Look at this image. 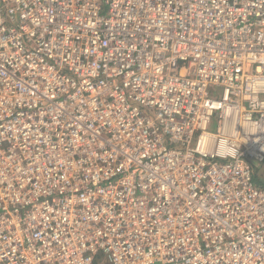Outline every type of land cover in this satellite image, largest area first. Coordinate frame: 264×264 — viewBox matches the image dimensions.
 Wrapping results in <instances>:
<instances>
[{
  "label": "built area",
  "instance_id": "obj_1",
  "mask_svg": "<svg viewBox=\"0 0 264 264\" xmlns=\"http://www.w3.org/2000/svg\"><path fill=\"white\" fill-rule=\"evenodd\" d=\"M264 0H0V264H264Z\"/></svg>",
  "mask_w": 264,
  "mask_h": 264
},
{
  "label": "rangeland",
  "instance_id": "obj_2",
  "mask_svg": "<svg viewBox=\"0 0 264 264\" xmlns=\"http://www.w3.org/2000/svg\"><path fill=\"white\" fill-rule=\"evenodd\" d=\"M256 170L260 173L262 171V178L253 177L254 182L264 186V167L259 165Z\"/></svg>",
  "mask_w": 264,
  "mask_h": 264
},
{
  "label": "trees",
  "instance_id": "obj_3",
  "mask_svg": "<svg viewBox=\"0 0 264 264\" xmlns=\"http://www.w3.org/2000/svg\"><path fill=\"white\" fill-rule=\"evenodd\" d=\"M256 177L262 178V176H256Z\"/></svg>",
  "mask_w": 264,
  "mask_h": 264
}]
</instances>
